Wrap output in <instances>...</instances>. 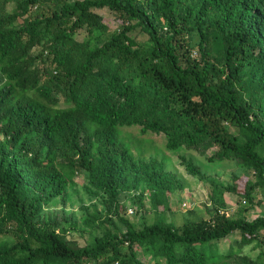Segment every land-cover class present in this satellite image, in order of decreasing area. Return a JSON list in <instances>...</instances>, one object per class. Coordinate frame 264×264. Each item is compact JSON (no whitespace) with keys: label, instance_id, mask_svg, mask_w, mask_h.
<instances>
[{"label":"trees","instance_id":"16d2710c","mask_svg":"<svg viewBox=\"0 0 264 264\" xmlns=\"http://www.w3.org/2000/svg\"><path fill=\"white\" fill-rule=\"evenodd\" d=\"M104 8L128 25L111 29ZM135 28L150 36L145 51ZM125 125L253 169L246 197L264 189V0H0V264H218L235 254L225 239L264 232V215L216 213L182 231L122 218L125 232L76 247L40 223L79 174L118 200L134 164Z\"/></svg>","mask_w":264,"mask_h":264},{"label":"rangeland","instance_id":"374dc122","mask_svg":"<svg viewBox=\"0 0 264 264\" xmlns=\"http://www.w3.org/2000/svg\"><path fill=\"white\" fill-rule=\"evenodd\" d=\"M100 13L116 32L128 25L107 8ZM128 36L134 40V49L149 48L150 36L139 28L129 31ZM83 37L84 33L80 34L79 38ZM199 41L197 33L190 37L189 47L194 56H198ZM100 72L107 73V69ZM230 130L240 140L247 138V133L238 127L232 126ZM120 135L131 148L134 164L123 174L118 200L113 201L104 190L93 187L87 175L79 174L65 196L44 207L40 223L55 225L71 245H93L108 229L125 232L122 218L138 229L144 224L169 222L182 231L216 213L248 220L264 215V189L257 188L252 198L243 194L248 180V184L257 182L253 169L240 167L232 159L210 163L207 154L197 147L172 150L164 132L144 133L139 125L123 126ZM232 185H236V192L230 190ZM238 239L231 236L219 244L222 249L234 247L235 254L222 257L218 264L264 263V232L251 243L242 244ZM143 259L146 262L148 258ZM150 262L154 264L152 259Z\"/></svg>","mask_w":264,"mask_h":264},{"label":"built area","instance_id":"2783aa9c","mask_svg":"<svg viewBox=\"0 0 264 264\" xmlns=\"http://www.w3.org/2000/svg\"><path fill=\"white\" fill-rule=\"evenodd\" d=\"M129 212H130L131 214H135L134 209H130Z\"/></svg>","mask_w":264,"mask_h":264}]
</instances>
